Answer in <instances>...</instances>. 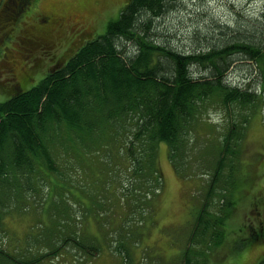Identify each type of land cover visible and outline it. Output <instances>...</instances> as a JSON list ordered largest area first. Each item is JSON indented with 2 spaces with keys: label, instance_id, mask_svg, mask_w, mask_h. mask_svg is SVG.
I'll return each mask as SVG.
<instances>
[{
  "label": "rangeland",
  "instance_id": "rangeland-1",
  "mask_svg": "<svg viewBox=\"0 0 264 264\" xmlns=\"http://www.w3.org/2000/svg\"><path fill=\"white\" fill-rule=\"evenodd\" d=\"M129 1L37 0L34 11L14 17L9 12V20L5 19L7 11L1 9L0 102L15 83L29 89L84 42L103 34L108 22L116 20ZM46 11L59 19L53 29L44 30L52 40L51 49H47L50 44L39 40L40 45L30 50L24 40L33 36L35 28L42 31L39 23L45 22L39 19ZM263 11L264 0H176L171 12L159 22L164 35L175 45L191 50L199 43L195 29L207 34L216 25L233 28L239 19L244 20L245 28L246 24L259 21ZM229 74L228 81L251 84L258 97L252 105L241 108H225L218 100L208 102L185 136L184 151L178 154L177 164L170 161L167 146L159 144L158 185L147 177L146 171L141 176L143 181L137 183L131 159L117 143L92 150L74 143L77 150L59 152L56 164L60 175L40 172L32 175L30 183L20 177L16 183L20 188H16L11 200L0 193L3 249L22 251L27 256L50 251L52 242L42 239L51 226V218L65 212L68 215L62 217L61 228L64 233L71 231L86 245L85 249L98 247L99 252L88 250L92 255L64 244L57 255L44 258L39 264H181L190 225L213 174L221 136L229 124H241L246 116L239 151L231 158L237 181L230 198L233 207L224 223L227 241L223 239L208 264L263 261L264 238L252 243L249 236L264 226V111L260 102V93L264 94V64L241 61ZM228 169L227 166L224 172ZM213 199L209 210L218 213L222 197ZM68 224L71 227L65 229ZM31 235L38 241L29 243ZM58 236L54 235L56 245L63 243Z\"/></svg>",
  "mask_w": 264,
  "mask_h": 264
},
{
  "label": "trees",
  "instance_id": "trees-1",
  "mask_svg": "<svg viewBox=\"0 0 264 264\" xmlns=\"http://www.w3.org/2000/svg\"><path fill=\"white\" fill-rule=\"evenodd\" d=\"M175 1L130 0L117 19L108 22L103 34L84 42L36 85L12 92L0 102V193L7 200L19 187L20 177L30 183L32 175L40 172L60 175L56 164L59 152L77 150L74 143L86 150L117 143L131 159L137 183L143 181L146 171L158 185L157 146L164 143L170 161L177 164L185 136L208 102L218 100L225 108L254 103L258 95L253 86L233 84L228 77L238 62L264 64V23L260 22L264 11L259 21L245 28L244 20L239 19L233 28L216 25L207 34L195 29L199 43L185 50L164 35L159 22L171 12ZM260 102L264 111L261 93ZM246 122V116L241 124L234 121L221 136L213 174L190 225L181 264H208L227 241L224 223L233 207L230 198L237 181L231 158L239 151ZM214 196L222 197L218 213L209 210ZM65 214L52 217L44 234L42 241L53 244L50 251L27 256L0 245V264H39L57 255L64 244L88 254L93 253L88 251L91 249L99 252L98 247L85 249L71 231L64 233ZM70 227L68 224L65 229ZM55 234L62 244L56 245ZM249 237L252 243L264 238V226ZM31 240L37 242L38 238L31 235L28 242Z\"/></svg>",
  "mask_w": 264,
  "mask_h": 264
},
{
  "label": "flooded vegetation",
  "instance_id": "flooded-vegetation-1",
  "mask_svg": "<svg viewBox=\"0 0 264 264\" xmlns=\"http://www.w3.org/2000/svg\"><path fill=\"white\" fill-rule=\"evenodd\" d=\"M37 0H0V10L3 9V11H7L6 20H9L11 15L14 16L17 15H23L28 14L31 11H34V6H36ZM9 12L11 15L9 16ZM58 17L50 12L46 11L44 15H42L39 19V21H42L45 24L42 26L39 23V26L43 27L41 32H38L35 28V31L32 33L33 36H27L24 40V43L29 47L31 50L32 48H36L40 45L39 40L42 42L50 44V46H47V49H51L52 40L49 36L48 31H44L45 29H53V27L58 23ZM23 88L22 84L15 83L10 89V91L7 90L6 94L9 96L12 92L19 91Z\"/></svg>",
  "mask_w": 264,
  "mask_h": 264
}]
</instances>
